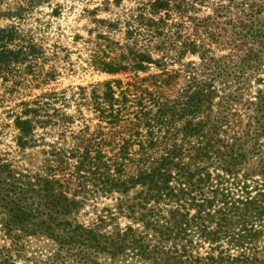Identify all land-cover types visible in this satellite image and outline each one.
<instances>
[{
    "label": "trees",
    "instance_id": "trees-1",
    "mask_svg": "<svg viewBox=\"0 0 264 264\" xmlns=\"http://www.w3.org/2000/svg\"><path fill=\"white\" fill-rule=\"evenodd\" d=\"M130 2L92 17L85 59L129 81L6 110L35 162L0 154V264H264V0ZM43 4L0 0V76L39 89L56 51L19 21Z\"/></svg>",
    "mask_w": 264,
    "mask_h": 264
},
{
    "label": "rangeland",
    "instance_id": "rangeland-1",
    "mask_svg": "<svg viewBox=\"0 0 264 264\" xmlns=\"http://www.w3.org/2000/svg\"><path fill=\"white\" fill-rule=\"evenodd\" d=\"M108 1L109 3L106 4L108 7H104V0H51L50 6L59 4L57 15L51 16L49 6L43 4L34 8L26 19L19 21V26L24 30L36 27L33 31L36 37L46 46L48 55L53 50L56 51V58L51 56L44 65L46 67L53 63L57 67L58 75L53 81L40 89L35 88L29 81L28 76H25L23 64H19L16 72H12L6 78L0 76V93L3 89H11L10 94H6L5 98L0 100L1 155L14 159L19 165L24 167H29L35 162L31 151H21L15 146L13 142L14 131L10 126V120L6 116V110L9 107H13V104L20 99H31L34 95L39 94L40 91L50 89L55 91L65 89V94L69 95L71 92L76 91V86H88L111 78H120L122 82L129 81V77L132 76L131 73L110 76L92 70L85 62L89 48L87 40L94 36L96 30L92 17H113L122 7H126L131 3L130 0H121L118 6H113L111 0ZM96 6L98 10L92 14L87 12ZM206 13H208V10L198 11L199 15H205ZM7 23H9V20H5L0 16V26ZM88 30H91L90 34H88ZM75 34L78 37L72 41ZM112 37L116 40L121 39V35L118 32L112 34ZM175 67L176 64L173 65V68ZM137 75L139 77L144 76L140 72ZM84 113L85 116H91L87 110H84ZM94 122L95 120H92L91 124ZM110 202V199H101L99 207ZM87 209L89 210V206L85 207V210ZM83 219L86 218L83 217ZM124 221V219H121L120 224Z\"/></svg>",
    "mask_w": 264,
    "mask_h": 264
}]
</instances>
